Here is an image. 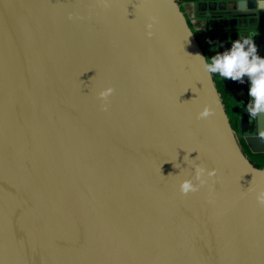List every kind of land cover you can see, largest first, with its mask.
<instances>
[{"label": "water", "instance_id": "obj_1", "mask_svg": "<svg viewBox=\"0 0 264 264\" xmlns=\"http://www.w3.org/2000/svg\"><path fill=\"white\" fill-rule=\"evenodd\" d=\"M203 44L178 0H0V264H264V113L220 78L236 134Z\"/></svg>", "mask_w": 264, "mask_h": 264}, {"label": "clouds", "instance_id": "obj_2", "mask_svg": "<svg viewBox=\"0 0 264 264\" xmlns=\"http://www.w3.org/2000/svg\"><path fill=\"white\" fill-rule=\"evenodd\" d=\"M106 2L107 0H105ZM256 5L257 8L264 9V0H257ZM246 7L247 4H243V8ZM152 26V24H149L148 28L151 29ZM148 35L151 36L152 32L149 31ZM201 60L204 71L209 74H216L220 78L242 81L243 77L247 75L250 78L249 95L251 97L247 111L251 117H257L264 113V58L257 55V46L251 35L248 38H244L242 42L237 39L230 50H226L223 54L218 53L207 63H203V57H201ZM114 91L113 88H106L99 93V98L107 101ZM102 110L108 111L107 103L102 106ZM211 115H213V110L211 107L205 106L198 113L197 118L207 119ZM260 136L264 137V131L260 132ZM217 172V169L209 170L196 165L194 180L198 183H194L193 179H184L180 183V192L187 195L190 192L198 191L200 187L207 183L205 176L209 178L215 177ZM256 199L261 206H264V190L257 193Z\"/></svg>", "mask_w": 264, "mask_h": 264}, {"label": "crops", "instance_id": "obj_3", "mask_svg": "<svg viewBox=\"0 0 264 264\" xmlns=\"http://www.w3.org/2000/svg\"><path fill=\"white\" fill-rule=\"evenodd\" d=\"M199 1H195V0L185 1V2H190V3L192 2L193 4L194 13L192 14L193 16H192V19L190 20L195 25L194 27L199 33L203 32V28L205 26L207 27V36H208V32L213 31L212 32L213 35L211 34L212 38H215L216 36L217 38H219L220 35L221 36L224 35L223 37H225L228 34L232 37H236L237 35L239 37H245L247 33H249V35H251L252 38L254 37L256 38V31H257L259 22H262V20L264 19L263 14L261 18H259V15H257V13H254V14L249 13L247 15L246 14H236L233 16H229L227 18H219L216 16V18L211 17V18L206 19L207 21L206 22L204 19L205 18L204 14L207 12H205L206 10L204 11L203 8H200L198 6ZM209 1H214L216 3L214 7H207L210 9H223V8H230V9H236V10L247 9V8H254L257 10L260 9V8H257V5H256L257 0H218V1L208 0L206 2H209ZM220 1H224L225 5L220 7L218 5ZM245 3L247 4V7L243 8V4ZM202 38H204L203 33H202ZM221 85L223 86L224 90L229 94V96L232 98L226 86L223 83ZM232 100L234 101V104L236 105V110H237V103L235 102L233 98ZM242 121L245 125L250 121L249 113H247V111L245 112V110L243 111ZM235 130H236V134L238 135V131H239L238 110H237ZM238 138L240 137L238 136Z\"/></svg>", "mask_w": 264, "mask_h": 264}, {"label": "flooded vegetation", "instance_id": "obj_4", "mask_svg": "<svg viewBox=\"0 0 264 264\" xmlns=\"http://www.w3.org/2000/svg\"><path fill=\"white\" fill-rule=\"evenodd\" d=\"M181 3V2H180ZM205 12L204 17H205V21L206 19L208 18H211V17H214L216 18L219 17V18H227L229 16H233V15H236V14H242L241 12H237L236 9H230V8H223V9H210V8H203ZM210 9V10H208ZM186 14V13H185ZM202 15V14H201ZM186 18H187V15H186ZM188 20V19H187ZM191 21V20H190ZM190 21L188 20V23L190 24V26L192 27V22L190 23ZM207 22V21H206ZM205 22V24H206ZM208 26V25H206ZM192 30L194 32V35L195 37L200 41V42H204V44L202 45V49H203V52L205 54V57L207 59V61H210L212 57H214L215 55L211 52L212 50L215 49V43H216V38H212L211 34L213 31H210L208 32V36H207V27L204 26L203 28V36L204 38H202V33H199L196 29H194L192 27ZM216 33V32H215ZM214 33V34H215ZM213 35V34H212ZM213 47V49H212ZM213 78L215 81H220V77H218V75L216 74H213ZM221 82V81H220ZM222 83V82H221Z\"/></svg>", "mask_w": 264, "mask_h": 264}, {"label": "trees", "instance_id": "obj_5", "mask_svg": "<svg viewBox=\"0 0 264 264\" xmlns=\"http://www.w3.org/2000/svg\"><path fill=\"white\" fill-rule=\"evenodd\" d=\"M181 1H189V0H178ZM222 83L218 80L215 81L216 88L221 96L225 112L228 116L230 124L235 127L236 118H237V110L234 101L229 96V94L224 90ZM240 145L242 147V151L248 157L249 161L257 167H264V152H251L248 147L245 145L242 139H240Z\"/></svg>", "mask_w": 264, "mask_h": 264}, {"label": "rangeland", "instance_id": "obj_6", "mask_svg": "<svg viewBox=\"0 0 264 264\" xmlns=\"http://www.w3.org/2000/svg\"><path fill=\"white\" fill-rule=\"evenodd\" d=\"M195 1H199V0H195ZM205 1H208V0H205ZM215 1H218V0H215ZM180 7L184 11V13H186L185 15H187V19L190 21V19H192V16H193L192 14L194 13V8H193L192 2L190 3V2L181 1ZM208 10H210V9H208ZM190 23H191V21H190ZM191 24H192V27L195 29V27H194L195 25L193 23H191Z\"/></svg>", "mask_w": 264, "mask_h": 264}, {"label": "bare ground", "instance_id": "obj_7", "mask_svg": "<svg viewBox=\"0 0 264 264\" xmlns=\"http://www.w3.org/2000/svg\"><path fill=\"white\" fill-rule=\"evenodd\" d=\"M231 3H232V2H231ZM215 5H216V3H215L214 1L206 2V1H204V0H200V1L198 2V6H199L200 8L214 7ZM218 5H219L220 7H222V6L225 5V2H224V1H220V2L218 3Z\"/></svg>", "mask_w": 264, "mask_h": 264}]
</instances>
